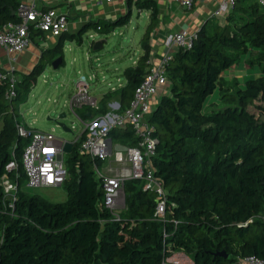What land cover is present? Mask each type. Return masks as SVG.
Here are the masks:
<instances>
[{
	"label": "trees",
	"instance_id": "16d2710c",
	"mask_svg": "<svg viewBox=\"0 0 264 264\" xmlns=\"http://www.w3.org/2000/svg\"><path fill=\"white\" fill-rule=\"evenodd\" d=\"M17 2L0 0V26L16 20L10 10ZM134 5L149 9L150 17L140 38L143 51L123 70L125 83L116 89L118 109L146 70L149 31L157 15L154 0H134ZM128 18L126 11L113 19L87 20L78 36L88 28L109 32ZM195 33L189 48L173 52L166 65L168 89L146 115L157 138L148 161L165 192L163 216L154 215L156 194L142 188L137 177L123 179V206L113 214L104 206L94 159L74 143L63 199L49 200L24 188L8 206L0 186V264H161L174 251L189 257L184 264H235L245 256H264V9L255 0H236L223 22L208 18ZM63 38L44 51L61 55ZM249 48L257 49L248 61L261 74L247 78L242 88L225 87L219 94L222 107L202 109L218 74ZM42 67L40 59L16 75L9 100L4 97L8 82L0 79V174L12 152L20 184L19 156L28 138L15 132L12 101L25 100ZM106 134L126 145L137 142L128 125Z\"/></svg>",
	"mask_w": 264,
	"mask_h": 264
},
{
	"label": "built area",
	"instance_id": "2783aa9c",
	"mask_svg": "<svg viewBox=\"0 0 264 264\" xmlns=\"http://www.w3.org/2000/svg\"><path fill=\"white\" fill-rule=\"evenodd\" d=\"M174 1L189 7L196 1L204 0ZM255 1L264 9V0ZM235 2L236 0H219L212 13L224 14ZM13 12L16 20L6 21L0 26V47L9 52L12 58H15V55L30 43L32 32H47L57 36L67 29L68 13L66 11L55 7H42L36 4L35 0H18ZM195 37V30H189L185 23L180 24L176 30L166 33L161 41L159 55L156 58L146 59V70L134 87L127 104L122 108L81 117L75 112L77 107L86 104L91 109L97 110L98 104L88 93V82L83 75L72 82V90L68 94L66 103L72 115L79 121L80 127L71 140V146L75 143L77 151L84 152L94 159L92 168L98 176H101L103 203L112 213L117 207L114 195L117 191L122 193L123 179L137 177L142 179V188H148L156 194L154 215L161 218L164 214L165 192L160 180L153 175L148 161L149 155L154 152L157 138L150 133L152 126L148 124L146 115L155 102V95L164 93L168 89L166 65L172 58L173 52L177 49L189 48ZM0 79L8 82L4 97L9 100L15 94L13 84L17 79L13 66L0 70ZM125 125H128L137 136V142L133 145L124 144L126 146L124 150L118 147L113 149L111 160L119 164L127 163L125 166H117L108 160L110 151L107 147L106 133L112 127ZM14 128L17 135L27 137L28 140L19 156L24 182L20 184L16 179L18 162L12 152L0 174L2 197L8 206H12L18 189L58 187L62 186L67 177L66 162L62 156L64 139L58 138L49 131L31 129L19 119L15 120ZM105 158H107L106 170L102 171L101 166L95 163V159L103 161ZM181 255V251H174L165 256L161 264H184L180 262ZM235 264H264V256H245L237 259Z\"/></svg>",
	"mask_w": 264,
	"mask_h": 264
},
{
	"label": "rangeland",
	"instance_id": "374dc122",
	"mask_svg": "<svg viewBox=\"0 0 264 264\" xmlns=\"http://www.w3.org/2000/svg\"><path fill=\"white\" fill-rule=\"evenodd\" d=\"M137 12L138 9L132 6L128 21L114 26L109 32L102 33L93 28L87 29L81 34L80 44L77 43L76 38L64 40L66 46L62 57L63 63L58 65L57 68H52L48 58H45V67L36 76L25 100L20 103L12 101L17 108L18 119H23L31 129L49 131L58 138L72 140L79 130L80 123L72 115L68 107L63 105L64 100L67 99L68 94L72 90V82L75 78L83 75L88 82L87 90L89 94L107 90L110 86L115 87L118 81L124 82L123 76L117 73L120 70H117L118 66L123 67L132 64L131 60H135L140 54L139 39L148 20L145 9ZM101 39L102 41L100 42ZM91 42L93 43L91 44ZM99 42L101 44L100 47L92 48L94 43L97 44ZM111 68H114V71ZM116 77H118L117 80ZM214 89L212 92L217 91ZM222 91H224V88H218L216 99L209 104H207L208 96L206 95V101H203L202 109L222 107L224 102L219 98V94ZM61 111L65 113L61 121L70 128L69 131L62 130L56 124L57 114ZM68 155L69 153L67 152L62 154L65 162ZM106 160L107 158L103 161L95 159V163L99 167L101 166L102 171L106 170ZM111 164L120 165L112 162ZM25 189L30 193H37L49 200H61L65 197V191L62 186ZM114 198L117 203L116 206H123L122 193L120 191L115 193ZM188 260L189 257L182 252L180 262L185 263Z\"/></svg>",
	"mask_w": 264,
	"mask_h": 264
},
{
	"label": "crops",
	"instance_id": "0c3cea01",
	"mask_svg": "<svg viewBox=\"0 0 264 264\" xmlns=\"http://www.w3.org/2000/svg\"><path fill=\"white\" fill-rule=\"evenodd\" d=\"M218 1L219 0H204L202 2L196 1L191 6L184 7L175 2L174 0H154L157 8V15L154 24L152 25L149 31L147 58H156L159 55L161 41L164 38L165 34L170 31L176 30L182 23L187 24L189 30L196 31L208 18H212L218 23L223 22V17L226 13L221 15H214L212 13L214 8L218 4ZM35 3L41 5L42 7H55L59 10L66 11L68 13L67 29L57 36L51 35L47 32H32L30 43L23 50L17 53L15 55V58H12V55L9 52L0 47V69L4 70L9 66H13V72L15 75H20L22 73L28 72L33 66V64H35L40 59L41 62H43V70V68L45 67V58H48V61L50 63L53 58H55L56 56H60L61 59L57 63L56 67L51 66L52 68H57L58 65L63 63L62 57L66 46V44H64V40H72L73 38H76L77 43L80 44L81 34H83L87 29L83 33H81L80 36H78L79 29L87 20H94L97 18L113 19L116 16L125 13L126 11L129 12L130 16V10L132 6L138 9V12H140L141 9L146 10L148 19L146 24L148 23L150 17V10L146 8H137L134 5V0H130L129 8L127 7V0H35ZM62 34L64 38L61 42V55L57 53H49V51H44L46 49L53 48L54 45L58 42V38ZM101 41L102 39L100 40V42ZM100 42L97 44L94 43L92 48L96 49L100 47ZM92 43L93 42H91V44ZM256 50V48H249L245 53L240 54L238 59L234 63H232L227 68L223 69L218 74V85H216V88L214 89L217 91L207 95V104L212 103L213 100L216 99V94H218V88H225L229 85H234L236 87L242 88L244 86V81L247 78L261 74L259 66L256 63H251L248 61V58L252 57ZM43 51L44 55L42 56ZM142 51L143 50L141 48L140 54L142 53ZM138 56L135 60H131L133 62L132 64L125 65L123 67L118 66L117 70H120L117 73L123 76V83L118 81L115 87L110 86L107 90L98 91L97 93L90 94L92 97H94L98 106H103L105 111L115 110L116 108H118L119 99L116 89L125 83V76L123 74V70L128 66L134 65ZM111 69L112 71H114V68ZM113 73L117 74L116 72ZM117 79L118 77H116V80ZM33 84L34 82L31 84L30 88L33 86ZM105 92L109 93L107 95H104ZM157 98L158 94L155 95V101L157 100ZM204 101H206V97ZM66 102L67 99L64 100L65 104L63 103V105L67 106ZM75 112L81 117L85 118L93 113L95 114L103 111L98 109L93 110L88 105L83 104L80 107H77ZM21 121L24 125L29 127V125H27L23 119H21ZM118 144L125 143L124 141H121L117 138L110 137V155L108 157V160L110 162H113L111 160L113 159L112 151L115 147H118ZM126 164V162H120V165L122 166H125ZM121 207L122 206H117L113 213L116 214Z\"/></svg>",
	"mask_w": 264,
	"mask_h": 264
},
{
	"label": "water",
	"instance_id": "95a60500",
	"mask_svg": "<svg viewBox=\"0 0 264 264\" xmlns=\"http://www.w3.org/2000/svg\"><path fill=\"white\" fill-rule=\"evenodd\" d=\"M10 13H13V9L10 10ZM60 56H56L55 58H53L50 61V64L52 67H56L57 63L60 61ZM65 116L64 111H61L57 114V119H56V124L58 126H60V128L64 131H69L70 128L68 126L65 125V123L63 121H61V118ZM261 118L264 119V115H261ZM107 147L108 150L110 151V137H107ZM118 147L120 150H124L126 148V146L124 144H118ZM71 149V140H66L64 139L63 143H62V150L64 152L69 153Z\"/></svg>",
	"mask_w": 264,
	"mask_h": 264
}]
</instances>
